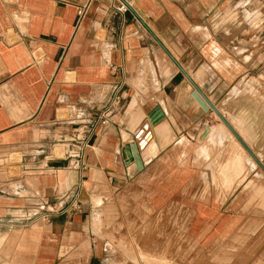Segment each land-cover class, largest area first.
<instances>
[{"label":"crops","instance_id":"obj_1","mask_svg":"<svg viewBox=\"0 0 264 264\" xmlns=\"http://www.w3.org/2000/svg\"><path fill=\"white\" fill-rule=\"evenodd\" d=\"M123 1L0 0V264H260L263 171L135 15L264 167V0Z\"/></svg>","mask_w":264,"mask_h":264},{"label":"water","instance_id":"obj_2","mask_svg":"<svg viewBox=\"0 0 264 264\" xmlns=\"http://www.w3.org/2000/svg\"><path fill=\"white\" fill-rule=\"evenodd\" d=\"M122 4L126 5L127 8L129 6L123 1L119 0ZM137 20L142 23L144 28L147 30L149 35L153 38V40L158 44V46L162 49V51L166 54V56L172 61V63L178 68V70L182 73V75L186 78V80L190 83V85L193 88V91L191 92L192 98L196 101V103L199 105V107L204 111L205 113H213L217 119L221 122V124L229 131V133L232 135V137L239 143V145L248 153V155L251 157V159L254 161V163L263 171L264 173V167L260 163V161L251 153L249 148L245 145V143L239 138L237 133L234 131V129L231 127V125L228 123V121L221 115V113L215 108L213 104L210 103V101L205 97V95L199 90V88L196 86V84L190 79V77L185 73V71L180 67V65L177 63V61L169 54V52L165 49V47L161 44V42L157 39V37L148 29V27L141 21V19L135 15ZM160 112L156 109L151 115L150 120H154L155 123L160 122L163 120L162 118H159ZM153 121V122H154ZM207 128L205 129V132H207Z\"/></svg>","mask_w":264,"mask_h":264},{"label":"rangeland","instance_id":"obj_3","mask_svg":"<svg viewBox=\"0 0 264 264\" xmlns=\"http://www.w3.org/2000/svg\"><path fill=\"white\" fill-rule=\"evenodd\" d=\"M212 116H213V119H215V121H218L219 122V120L215 117V115L214 114H212ZM230 116H232V115H230ZM232 118V117H231ZM224 131H225V129H224ZM226 132V131H225ZM227 133V132H226ZM230 137V136H229ZM227 138V144H226V146H228V147H231V146H233L234 145V140L233 139H231V137L230 138ZM236 143V142H235ZM234 158V157H233ZM236 163H238V160L236 159V158H234L233 159V161H232V164H236ZM183 238L184 237H182V236H175V240L178 242L179 240H180V243H182L183 242ZM184 243H187L186 241H184ZM185 246V245H184ZM186 251V250H185ZM187 252V251H186ZM187 253H185V255H186ZM230 254V255H229ZM228 254V259H233V260H230V261H232V263L233 262H235V260H236V257H238L239 258V264H253V262H252V258L255 256V253H252L251 251H248V252H244V253H242L240 250H237V251H235V252H233V253H229ZM232 255V256H231ZM258 258L259 259H261V262H260V264H263L262 263V260L264 261V254H261L260 255V257L258 256ZM258 260V259H257ZM228 262H229V260H228Z\"/></svg>","mask_w":264,"mask_h":264},{"label":"built area","instance_id":"obj_4","mask_svg":"<svg viewBox=\"0 0 264 264\" xmlns=\"http://www.w3.org/2000/svg\"><path fill=\"white\" fill-rule=\"evenodd\" d=\"M127 6L119 3V5L115 8V12L117 13H123L125 11H127ZM119 105V99L115 98L112 101H110L102 110L98 120H97V125L99 126H107L110 121L111 118L115 115V111H116V107ZM94 126V125H93ZM71 157L72 158H77L78 154L71 152Z\"/></svg>","mask_w":264,"mask_h":264},{"label":"bare ground","instance_id":"obj_5","mask_svg":"<svg viewBox=\"0 0 264 264\" xmlns=\"http://www.w3.org/2000/svg\"><path fill=\"white\" fill-rule=\"evenodd\" d=\"M224 129H225V131L227 132V134L232 138V139H234L232 136H231V134L229 133V131L224 127ZM239 145V144H238ZM245 153V152H244ZM249 159V158H248ZM251 159V158H250ZM252 161V160H251Z\"/></svg>","mask_w":264,"mask_h":264}]
</instances>
